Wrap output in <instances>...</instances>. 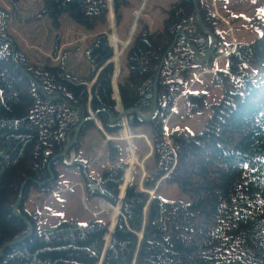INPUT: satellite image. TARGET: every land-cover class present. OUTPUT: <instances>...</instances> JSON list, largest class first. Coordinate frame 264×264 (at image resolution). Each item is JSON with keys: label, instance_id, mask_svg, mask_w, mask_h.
<instances>
[{"label": "trees", "instance_id": "16d2710c", "mask_svg": "<svg viewBox=\"0 0 264 264\" xmlns=\"http://www.w3.org/2000/svg\"><path fill=\"white\" fill-rule=\"evenodd\" d=\"M41 1L34 17L46 16L54 27L62 15L88 29L107 20L108 0ZM129 3L112 0L116 22ZM197 10L209 33L201 28ZM165 12L162 27L150 31L143 23L125 52L128 72L118 81V92L129 126L149 127L152 162L143 189L137 180L126 185L102 264H264V13L253 16L259 34L236 42L226 53L225 66L213 68L224 40L218 29L223 21L213 14L210 0H174ZM9 18L0 6V248L28 232V223L12 207L22 182L26 180L23 200L31 184L44 191L54 187L57 164L66 163L70 149H78L83 130L93 120L81 124L64 155L52 156L74 135L82 112L89 114L87 106L107 133L116 135L122 125L113 97V47L107 32L98 33L84 48L89 73L78 77L65 70L67 50L57 63L29 60L7 31ZM205 68H211L209 76L222 88L209 102L211 114L199 131L166 132L164 118L184 92L190 73ZM94 76L89 98L77 82ZM155 94V110L143 119L140 114L151 113ZM182 95L190 112L205 105V91ZM121 152V145L107 140L113 162L98 176L85 161H75L87 197L111 204L119 200L128 165ZM162 181L177 184L187 199L162 197L157 192ZM22 203L18 211L28 216L32 232L6 246L0 264H98L107 221L63 218L39 228L38 213L27 212Z\"/></svg>", "mask_w": 264, "mask_h": 264}, {"label": "rangeland", "instance_id": "374dc122", "mask_svg": "<svg viewBox=\"0 0 264 264\" xmlns=\"http://www.w3.org/2000/svg\"><path fill=\"white\" fill-rule=\"evenodd\" d=\"M173 1L129 0L130 3L122 9V16L118 22L115 20L112 5L108 4L106 22L99 23L91 29L75 23L66 15L60 17L58 27H54L46 16L35 18L36 12L42 6L41 0H16V5L10 0H0V6L10 13L7 31L13 36L17 46L29 60L42 64L49 58L51 63H57L61 54L67 50L63 57L65 70L78 77L86 76L89 73V64L83 56L84 48L98 33L107 32L109 43L113 47V55L110 58L114 67L112 79L114 78L113 82L118 88V81L128 72L125 52L134 33L143 23L150 31L161 28L166 16L165 11ZM210 3L213 14L219 16L223 21L218 29L224 40L223 51L215 58L213 68H223L226 62V53L236 42L249 41L259 34L260 31L253 21V16L258 12L264 13V0H210ZM136 10L140 12L138 16L135 15ZM112 23L113 25H111ZM112 29H115L120 40L119 43H117L118 38L115 34L110 36ZM121 41H125V44H122ZM115 50L117 54L120 52L117 60L119 66L115 61ZM210 71L211 68L194 69L190 73L184 90V92L205 91V105L190 112L188 101L182 95L184 92L179 94L173 104V110L164 118L163 128L166 132L171 129L196 132L203 127L211 114L209 102L216 100L222 91L221 86L212 81L209 76ZM114 73L115 77H113ZM94 79L95 76L91 81L77 82V85L84 86L89 98L92 97L91 89ZM113 82L112 86L114 87ZM87 111L89 114H93V117L90 118L93 120V126L83 130L80 146L78 149H70L66 163L57 164L59 174L57 183L50 191L39 190L31 184L22 205L27 212L38 213L39 228L54 224L63 218L81 223H86L93 218L103 219L107 221L106 233H108L107 239L104 236L105 244L111 235L115 220L117 222L121 213L120 199L124 196H122V190L125 186V184L122 186L121 184L137 180L138 186L144 188L142 180L147 172L146 167L152 162L151 133L146 124L127 127L125 118L120 115L122 122L120 130L116 135L109 134L103 129L92 108L87 106ZM71 138L69 137L68 140ZM108 139H114L121 145L122 152L119 157L128 164L123 181L119 185V200L115 204L100 197L86 196L80 165L75 163L76 160L85 161L89 172L98 176L104 166L113 162L107 153ZM166 139L169 140L168 136ZM153 192L154 189H149L150 194ZM157 192L164 198L187 199V195L175 183L162 181Z\"/></svg>", "mask_w": 264, "mask_h": 264}, {"label": "water", "instance_id": "95a60500", "mask_svg": "<svg viewBox=\"0 0 264 264\" xmlns=\"http://www.w3.org/2000/svg\"><path fill=\"white\" fill-rule=\"evenodd\" d=\"M108 4L111 6V5H112V0H108ZM195 6H196V3H195ZM196 8H197V7H196ZM197 13H198V15H199V23H200L201 28H202L205 32L209 33V32L204 28V26H203V23H202V20H201V16H200V13H199L198 10H197ZM111 25H113V23H112ZM112 28H113V26H112ZM181 31H182V30H179V32H181ZM112 32H115V29H112ZM214 40H215V38H213V41L211 42V45L213 44ZM195 53H198L196 49H195ZM198 56H199V55H197V57H198ZM203 59H204V58H203ZM110 60H112V59H110ZM160 68H161V64H160L159 67H158L157 73H156V75H155V80H157V77H158V74H159ZM115 71H116V69H115ZM113 77H115V73H114V76H113ZM113 80H114V78L112 79V82H113ZM114 84H115V83L113 82V85H114ZM113 97L116 99V106H115V108H116L118 111H120V115H121V117L125 118V125L128 127L129 125H128L127 117H126V112H127V110L122 109V103H121V100H120V96H119V92H118V88H117L116 84H115V86L113 87ZM156 100H157V97H156V94H155V95H154V106H153V109H152L151 113H150L149 115H142V114H140V116H141L143 119H148V118L150 117V115L154 112V110H155V106H156ZM92 117H93V114L84 115L83 112H82V116H81L79 122H78L77 125H76L75 131H74V135L72 136V138H71L70 140H68L67 144L64 146V148H63L61 151H59L58 153H56V154H54V155L52 156V159H54V158H56V157H58V156L64 155V154L68 151L70 145L73 143V141L75 140V138H76L77 135H78L79 129H80V127H81V124H82L85 120L90 119V118H92ZM130 145H131V144H130ZM52 177H53V176H50V177H48L46 180H42V181H39V180H38V181H36V182L39 183V184H42V183H44L45 181L52 179ZM25 182H26V180H24V181L22 182L21 187H20V190H19V193H18V195L16 196V198H15L13 204H12V207H13V212H14V214L19 215L20 217H22V218L28 223V225H29L28 232H27L25 235H23V236H19V237H17V238L11 239L10 241L6 242V243L0 248V254H1L2 250H3L6 246H9V245L15 243L16 241L25 238L27 235H29V234L32 232V228H33V227H32V225H31V222H30L28 216H27L26 214H24V213H20V212L18 211V206H19V204L23 202V199H22V193H23V188H24ZM126 185H127V184L125 183V186L123 187V190H122V191H123L122 196H123L124 193H125ZM120 204H121V199H120ZM115 224H116V220H115V222H114V225H113L111 231L114 229ZM110 236H111V235H110ZM110 236H109V239L105 242V244H104V246H103L102 253H101V257H100V260L98 261V262H99L98 264H102V261H103V258H104L105 252H106L107 245H108V243H109V241H110Z\"/></svg>", "mask_w": 264, "mask_h": 264}, {"label": "bare ground", "instance_id": "6f19581e", "mask_svg": "<svg viewBox=\"0 0 264 264\" xmlns=\"http://www.w3.org/2000/svg\"><path fill=\"white\" fill-rule=\"evenodd\" d=\"M115 36H116V38H118L116 34H115ZM116 38L114 37L113 39L115 40ZM123 44H125V42H124ZM119 53H120V52H119ZM119 53H118V54L115 56V61H117V60H118ZM118 62H119V61H118ZM118 62H117V63H118Z\"/></svg>", "mask_w": 264, "mask_h": 264}, {"label": "crops", "instance_id": "0c3cea01", "mask_svg": "<svg viewBox=\"0 0 264 264\" xmlns=\"http://www.w3.org/2000/svg\"><path fill=\"white\" fill-rule=\"evenodd\" d=\"M125 132V131H124ZM128 133H129V131H128Z\"/></svg>", "mask_w": 264, "mask_h": 264}]
</instances>
